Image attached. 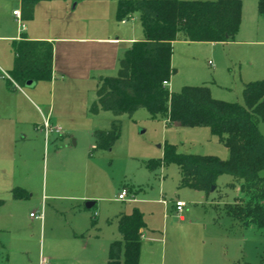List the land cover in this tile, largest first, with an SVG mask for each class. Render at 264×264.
<instances>
[{"label": "rangeland", "instance_id": "obj_1", "mask_svg": "<svg viewBox=\"0 0 264 264\" xmlns=\"http://www.w3.org/2000/svg\"><path fill=\"white\" fill-rule=\"evenodd\" d=\"M16 1L0 0V24L9 23L13 19L10 14L17 7ZM241 1L247 9L257 11L254 0ZM124 20L129 26L135 25L138 34L143 35L139 12ZM242 23L248 24L249 21L242 18L240 25ZM256 24L259 28L257 38L264 41V15L256 20ZM174 50L178 67L170 77L173 81L171 90L179 92L187 85H207L213 97L231 102H243L242 83L247 78L246 68L260 65L264 61V43L258 42L246 45L218 43L216 46L208 42L177 43L172 52ZM6 58L10 61L11 53ZM210 59L213 64L209 63ZM1 67L5 72L9 68L3 62ZM1 72L0 75L6 77ZM46 84L45 80H41L32 85L25 84L23 89L30 94L29 90L44 88ZM95 89L92 86L86 92L84 99L89 104L86 107L84 104L80 107L79 104L80 108H89L96 98ZM49 90L47 85V100L50 98ZM16 101L28 107L20 97ZM101 122L104 125V121ZM106 123L107 129L110 128L111 120ZM259 126L264 135V122L261 121ZM75 131L76 134L72 132L73 138L77 135L79 146L89 143V137L85 136L82 128ZM66 138L74 144L68 135L60 137L56 143L52 141L49 155L48 148L40 152L43 162L40 163V158L37 159L39 163H33L34 172L30 177L19 171L25 164H17L15 181H26L29 178L30 199H33L31 208L18 206L16 209L21 228L23 231L31 227L36 229L39 221L30 217V211L36 212L42 207L48 227L45 251L41 250V240L35 232L31 238V249H3L0 243V253L4 251L0 255V264H107L111 239L118 237V233L116 223L107 224L106 219L120 213H131L135 207L142 212L146 223L140 264H264V229L241 225L224 210V204L233 202L239 193L237 184L229 185L233 180L231 175L219 176L217 188L205 196L203 191L181 185V172L175 162L156 169L147 165L150 160L163 159L165 144L175 145L177 151L182 153L215 155L228 159V148L212 134L209 127L167 125L162 117L151 115L145 108H140L132 116L123 115L120 136L110 149L91 152L90 147L86 151L88 185L85 188L83 185L81 190L86 189L89 194L106 197L105 200L94 199L98 204L91 209L83 207L84 200L80 202L82 208H72L66 207L67 201L55 197L65 196L75 187V184L72 186L57 176L54 180L51 178L52 166L58 172L63 171V159L73 153L65 150L61 143ZM53 149L60 152L56 157H52ZM62 183L66 185L61 186ZM123 187L129 188L134 194L125 200H118L115 197ZM177 199L186 204L182 212H175L174 202ZM9 211L13 212L10 207H0V217H7ZM94 213H97L95 217L101 227L99 231L93 228L82 240L64 236L62 230H71V222L86 229ZM180 215H184L185 220H181ZM9 235V232H0V239Z\"/></svg>", "mask_w": 264, "mask_h": 264}, {"label": "trees", "instance_id": "obj_2", "mask_svg": "<svg viewBox=\"0 0 264 264\" xmlns=\"http://www.w3.org/2000/svg\"><path fill=\"white\" fill-rule=\"evenodd\" d=\"M36 0H22V16L34 15ZM139 12L144 38L134 41L119 59L116 75L101 76L96 98L89 113L109 111L113 115L109 129L94 131L91 150L110 149L121 133V117L132 116L145 108L153 116L183 126H206L228 148L230 156L182 153L173 144H165L162 160H150L156 169L175 162L181 172V185L209 194L217 188L219 176L229 174V185L239 187L233 202L224 210L241 225L264 229V79L244 84L243 102H231L212 96L207 85H187L179 92L165 84L174 69L171 65L175 40L222 42L234 40L242 20L241 0H119L116 18L121 21ZM258 12L264 15V0H258ZM14 51L10 75L20 85L28 80H50L54 46L51 41L29 39L25 35L12 42ZM214 189V190H215ZM15 199L28 198L29 192L14 187ZM3 202L0 199V204ZM120 238L110 242L107 264H140L142 229L145 221L135 207L131 213L116 217ZM95 220L92 219L93 225Z\"/></svg>", "mask_w": 264, "mask_h": 264}, {"label": "crops", "instance_id": "obj_3", "mask_svg": "<svg viewBox=\"0 0 264 264\" xmlns=\"http://www.w3.org/2000/svg\"><path fill=\"white\" fill-rule=\"evenodd\" d=\"M118 1L36 0L33 17L24 19L22 16V0H17V7L13 9V14H10L13 19L9 23L0 24V70L2 72L5 71L1 67L2 62L9 67L6 71L8 74L13 66L14 51L12 42L14 40L21 39L25 35L29 39L51 41L54 46L52 77L50 80H45L47 84L44 88L29 90L31 95L23 89V86L18 84L20 88H16L7 77L0 75V199L3 200L0 207H10L13 210V212H8L7 217H0V232L10 233L9 237H5L7 239H0L3 249H31V238L37 232L38 238L41 240V250L45 251L44 243L48 229L45 213L43 220H41L31 217V212L33 211H30V217L38 220L39 224L36 225V229L31 227L23 231V228H21V220L17 215L16 209L18 206L31 208L33 199H30L31 183H28L30 179L20 182L15 181L18 170L17 164L20 162L24 163L25 166L19 168V171L30 177L34 172L33 163H39L37 159L41 158L40 152L43 153L48 148L47 155H49L50 143L52 141L55 142L64 135H68L74 144L68 142L67 138L63 139L61 143L65 150H70L73 153L63 159V171L58 172L53 168L54 165L52 166L51 178L54 180V177L56 178L57 176L61 180H67L72 186L75 184V187L70 189L69 194L65 196L55 197L67 201L66 207L70 206L72 208H82L80 202L84 200L85 205L83 207L85 209H89L86 207L87 201H94L91 208H96L98 202L94 199H106L105 195L89 194L86 189L81 190V188L83 185L84 188L88 185L89 167L86 151L90 147L92 150L94 146L93 133L97 129H107L106 122L112 121L113 115L109 111H101L96 115H92L88 111L89 108L80 107L83 104L85 107L89 104V101L84 99L86 92L90 91L92 86L94 88L98 87L101 76L116 75L119 69V59L124 52L131 47L134 41L144 38V32L143 35H139L135 25L129 26L125 24V20H122L121 23L118 22L119 20L117 21ZM254 1L255 4L257 3V11L256 9H247L246 5L242 3V18L248 20L249 23L240 25L234 40L210 42L179 39L172 43V48L173 46L175 48L177 43L195 42H208L215 46L218 43L226 45L264 43L263 40L257 38L259 36V28L256 20L261 15L258 14V0ZM14 10L21 12V21H18ZM8 53L12 55L10 61L7 58L5 59ZM209 63L213 64L211 59ZM259 64L246 68L247 78L242 83V89L247 82L254 79H264V61ZM171 65L175 72L178 67L175 50L172 52ZM167 81L168 88L171 90L170 86L173 81H171V78ZM47 85L50 88L49 100L45 96ZM17 97L25 101L28 107L18 104L19 102L16 101ZM41 106H46V108H41ZM46 119H49L53 125L60 127L61 133L51 132L47 138L43 128V123ZM163 119L167 125H180L176 122L168 123L167 118ZM101 121H104V125H102ZM79 128H82L85 136L89 137V143L87 142V144L81 146H79L77 135L76 138H73L72 134V132L76 134L75 130H79ZM83 149H85V153H83ZM58 153H60L58 149H53L52 157H56ZM41 162H43L42 158ZM65 185L64 183L61 184V186ZM16 186L26 189L30 196L28 198L15 199L12 196V189ZM127 189L130 198L134 192H131L129 188ZM205 196L208 195L205 194ZM115 198L118 199L117 197ZM133 199L136 200V197L134 196ZM162 201L166 203L164 199ZM174 207L176 212L175 202ZM42 209L41 207L36 212ZM96 214L91 215L89 226L85 227L86 229H81L83 227L71 222V225H69L71 230L66 231L67 229H65L62 230V233L67 238L82 240L85 234L93 228L99 231L101 227L97 217H95ZM118 215L116 214L106 219L107 224L115 222L117 226L118 237H113L112 241L121 237L116 220ZM179 218L185 220L184 215H180ZM92 219L95 220L93 225L91 224ZM145 229L146 225L141 230L142 238L144 237ZM3 253L4 251L0 255Z\"/></svg>", "mask_w": 264, "mask_h": 264}, {"label": "built area", "instance_id": "obj_4", "mask_svg": "<svg viewBox=\"0 0 264 264\" xmlns=\"http://www.w3.org/2000/svg\"><path fill=\"white\" fill-rule=\"evenodd\" d=\"M14 14L17 15L18 21H21V12L19 10H14ZM124 21V20H123ZM3 73L6 75V77L10 80V82L12 83V85L16 88H20V86L18 85V83L5 71H3ZM164 84L167 85L168 81L165 80ZM43 128L46 132V136L48 138L49 133L54 132V133H61V129L58 126L53 125L49 119H46L43 123ZM118 199L120 200H125L127 198H129V191L127 188H122L117 196ZM185 202L177 199L175 201V206H176V210L177 212H182L184 210L185 207ZM31 217H35V218H39L41 220H43L44 218V211L43 209L39 212H31Z\"/></svg>", "mask_w": 264, "mask_h": 264}, {"label": "water", "instance_id": "obj_5", "mask_svg": "<svg viewBox=\"0 0 264 264\" xmlns=\"http://www.w3.org/2000/svg\"><path fill=\"white\" fill-rule=\"evenodd\" d=\"M35 82L33 81V80H28L27 82H26V85H32V84H34ZM215 189V186H213L212 187V191ZM93 204H94V201H87L86 202V207H88V208H91L92 206H93Z\"/></svg>", "mask_w": 264, "mask_h": 264}]
</instances>
